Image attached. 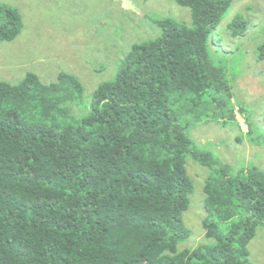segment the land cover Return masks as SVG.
Returning <instances> with one entry per match:
<instances>
[{
	"label": "trees",
	"instance_id": "1",
	"mask_svg": "<svg viewBox=\"0 0 264 264\" xmlns=\"http://www.w3.org/2000/svg\"><path fill=\"white\" fill-rule=\"evenodd\" d=\"M233 1L175 0L191 24L156 20L160 36L132 46L87 115L62 106L81 93L72 76L0 83V264H252L264 173L216 165L188 135L193 122L239 125L211 55ZM249 26L237 13L225 29L236 39ZM21 29L18 11L0 4V42ZM188 156L212 169L202 223L210 243L179 251L190 235Z\"/></svg>",
	"mask_w": 264,
	"mask_h": 264
},
{
	"label": "rangeland",
	"instance_id": "2",
	"mask_svg": "<svg viewBox=\"0 0 264 264\" xmlns=\"http://www.w3.org/2000/svg\"><path fill=\"white\" fill-rule=\"evenodd\" d=\"M18 11L19 36L0 42V83L18 84L28 73L49 85L60 84L61 74L74 77L81 93L65 103L72 118L89 113L92 95L111 82L133 45L155 40L156 20L191 24V12L175 0H0ZM241 13L250 20L246 33L236 39L225 29ZM211 42V55L226 70L234 122H193L188 135L196 151L209 153L216 165L235 173L258 168L264 173V0H234ZM238 109H240L238 111ZM193 183L188 209L182 215L189 238L178 250L210 243L205 238L203 187L212 169L186 159ZM252 264H264V226L249 244Z\"/></svg>",
	"mask_w": 264,
	"mask_h": 264
}]
</instances>
